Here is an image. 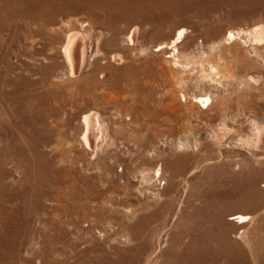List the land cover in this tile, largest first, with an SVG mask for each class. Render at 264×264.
Returning <instances> with one entry per match:
<instances>
[{
    "label": "rangeland",
    "instance_id": "rangeland-1",
    "mask_svg": "<svg viewBox=\"0 0 264 264\" xmlns=\"http://www.w3.org/2000/svg\"><path fill=\"white\" fill-rule=\"evenodd\" d=\"M260 25L264 0H0V264H264Z\"/></svg>",
    "mask_w": 264,
    "mask_h": 264
},
{
    "label": "bare ground",
    "instance_id": "bare-ground-1",
    "mask_svg": "<svg viewBox=\"0 0 264 264\" xmlns=\"http://www.w3.org/2000/svg\"><path fill=\"white\" fill-rule=\"evenodd\" d=\"M70 26V25H69ZM82 26V25H81ZM62 30V29H61ZM76 30V29H75ZM137 30V29H136ZM68 32V34L65 36L64 40H63V45H62V48H61V52L63 54V57L64 59L66 60L68 66H69V69H70V73L74 74L73 71L77 70L78 68V65H80L79 63L82 61V57L84 56L83 55V45L85 44H81L80 40H78L76 38V32L75 31H70V30H66ZM135 31V30H134ZM257 31V34L262 38V40L264 39V25H260V26H257L254 28V32ZM75 32V33H74ZM136 32V31H135ZM65 33V32H64ZM134 34V33H132ZM132 34L130 36V41L132 40ZM240 34V33H239ZM135 35V34H134ZM136 36V35H135ZM234 36V32H230L229 35L227 36V38L229 39H232ZM232 37V38H231ZM226 38V37H225ZM82 39V38H81ZM259 39V38H258ZM261 40V39H260ZM133 41H134V37H133ZM262 44V43H261ZM85 49V48H84ZM85 51V50H84ZM86 52V51H85ZM11 53V52H10ZM83 55V56H82ZM82 56V57H81ZM86 56V55H85ZM116 57V56H115ZM114 57V58H115ZM175 58V57H174ZM116 59V58H115ZM236 60V59H235ZM84 61V60H83ZM82 61V62H83ZM169 62V61H168ZM242 62V61H241ZM252 62V61H251ZM171 63V62H170ZM217 63V62H216ZM249 63V62H248ZM67 66V65H66ZM216 66V65H215ZM239 66V65H238ZM24 68V67H23ZM210 68V67H209ZM220 68V66H219ZM80 69V68H79ZM225 70V69H224ZM6 71V70H5ZM79 72V71H78ZM212 74V73H211ZM74 76V75H73ZM252 79V78H251ZM31 90V89H30ZM207 101H210L209 100V97H198L196 102H207ZM208 103V102H207ZM195 106V105H194ZM3 108V107H2ZM95 114V113H94ZM91 117L92 115L90 113L86 114L83 118V121H84V125L83 126L85 128L84 130V133H83V136L82 138H84V141L86 144H90L93 140V138L95 137L94 135V130H93V127H92V123H91ZM96 118V116H95ZM100 121V120H99ZM97 122V121H95ZM83 123V122H82ZM2 127V126H1ZM14 127V126H13ZM54 127V126H53ZM82 127V128H83ZM19 133V132H18ZM85 144V145H86ZM92 145V144H91ZM90 145V146H91ZM89 146V147H90ZM92 148H93V145H92ZM90 149V148H89ZM63 158V157H62ZM262 158V157H261ZM264 158V157H263ZM67 161V160H66ZM5 171V170H4ZM4 171H2L4 173ZM19 171V170H18ZM0 172L2 174V176H5L3 175V173ZM16 173V172H15ZM18 173V172H17ZM0 174V176H1ZM7 177H9L8 173L6 174ZM1 176V177H2ZM0 177V178H1ZM5 180L3 179V183H7V180H6V177H4ZM8 179V178H7ZM2 182V181H1ZM5 183V184H6ZM8 184V183H7ZM4 186V185H3ZM7 186V185H5ZM76 191V190H75ZM237 218H244V216L240 215L238 217H233L232 219H237ZM247 221V220H246Z\"/></svg>",
    "mask_w": 264,
    "mask_h": 264
}]
</instances>
